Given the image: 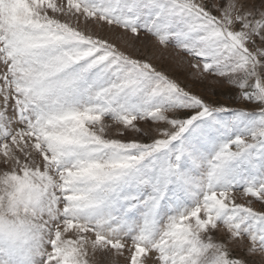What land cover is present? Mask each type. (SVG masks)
<instances>
[{
    "label": "snow or ice",
    "instance_id": "snow-or-ice-1",
    "mask_svg": "<svg viewBox=\"0 0 264 264\" xmlns=\"http://www.w3.org/2000/svg\"><path fill=\"white\" fill-rule=\"evenodd\" d=\"M257 256L264 0H0V264Z\"/></svg>",
    "mask_w": 264,
    "mask_h": 264
},
{
    "label": "rangeland",
    "instance_id": "rangeland-1",
    "mask_svg": "<svg viewBox=\"0 0 264 264\" xmlns=\"http://www.w3.org/2000/svg\"><path fill=\"white\" fill-rule=\"evenodd\" d=\"M107 35L108 33H103ZM158 66L163 67L165 69H169V65L161 60H159V54L157 55V58L153 61ZM170 71H173L175 74L180 76V79L184 84H186L189 88L192 90L201 93L205 95L206 98L209 100H217L221 103H232V101L229 100V93L226 86L221 87L219 85H216L213 81L209 80L205 83H199L195 82L191 77V70L190 69H169ZM257 207L259 208L260 205L257 204ZM243 255V253H240ZM113 258L108 257L105 258L103 264H111ZM116 264H124L122 258H115ZM255 264H260L261 258L259 256L255 257Z\"/></svg>",
    "mask_w": 264,
    "mask_h": 264
}]
</instances>
